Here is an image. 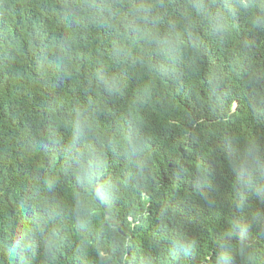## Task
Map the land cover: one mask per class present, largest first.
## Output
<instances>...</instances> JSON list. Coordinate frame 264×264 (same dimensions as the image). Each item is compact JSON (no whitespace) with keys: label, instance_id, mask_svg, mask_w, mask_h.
Here are the masks:
<instances>
[{"label":"trees","instance_id":"trees-1","mask_svg":"<svg viewBox=\"0 0 264 264\" xmlns=\"http://www.w3.org/2000/svg\"><path fill=\"white\" fill-rule=\"evenodd\" d=\"M0 264H264V0H0Z\"/></svg>","mask_w":264,"mask_h":264}]
</instances>
